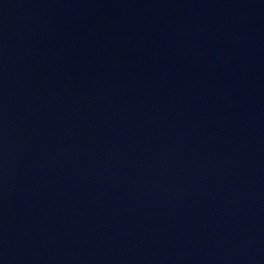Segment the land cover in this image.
<instances>
[{
    "label": "water",
    "instance_id": "water-1",
    "mask_svg": "<svg viewBox=\"0 0 264 264\" xmlns=\"http://www.w3.org/2000/svg\"><path fill=\"white\" fill-rule=\"evenodd\" d=\"M0 264H264V142L134 213Z\"/></svg>",
    "mask_w": 264,
    "mask_h": 264
}]
</instances>
